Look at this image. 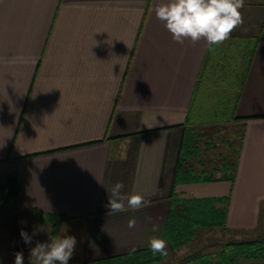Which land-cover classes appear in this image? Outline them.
Returning <instances> with one entry per match:
<instances>
[{
  "label": "crops",
  "instance_id": "0c3cea01",
  "mask_svg": "<svg viewBox=\"0 0 264 264\" xmlns=\"http://www.w3.org/2000/svg\"><path fill=\"white\" fill-rule=\"evenodd\" d=\"M250 1L240 10L244 23L210 50L203 39L173 40L154 11L167 0H0V178L18 175L23 183L22 194L0 209V240L14 258L22 252L25 264L36 246L34 209L69 217L58 235L76 239L68 264L148 250L151 237L165 239L174 193L228 197L221 231L257 228L264 210V0ZM251 36L257 47L240 76L231 67ZM240 82L232 116L216 112ZM195 133L201 170L223 163L224 149L211 150V139L225 145L231 134L234 182L175 184L183 145ZM118 181L148 206L111 213L108 190ZM239 264L264 259L243 256Z\"/></svg>",
  "mask_w": 264,
  "mask_h": 264
},
{
  "label": "trees",
  "instance_id": "16d2710c",
  "mask_svg": "<svg viewBox=\"0 0 264 264\" xmlns=\"http://www.w3.org/2000/svg\"><path fill=\"white\" fill-rule=\"evenodd\" d=\"M258 38L248 37L245 43L239 44L238 56L240 63L231 67V70H237L242 75L248 72L252 58L257 47ZM221 52V51H220ZM236 54V55H237ZM225 57V54H224ZM220 59L219 66L225 63ZM227 57V56H226ZM231 57V55H230ZM212 55L207 56V64L211 62ZM233 58V57H232ZM244 59V61H243ZM204 73V72H203ZM231 75V73H230ZM241 82L239 85L231 88L226 96L227 103L217 104L215 110L227 109L233 113L236 102L241 95ZM195 103L193 102V109ZM192 108V107H191ZM226 112V111H224ZM192 115V109H191ZM191 120V117H189ZM231 121V119L229 120ZM200 122V121H199ZM221 123V122H214ZM202 138L198 133L185 141L183 145V154L176 173L175 184L214 182V181H235L237 174L238 149L231 157L221 154L223 163L214 169L204 167L202 170L194 165L195 160L202 162L201 143ZM225 140H223L224 142ZM233 149V143L227 140ZM211 150L225 146L217 143L216 138L211 139ZM215 151V150H214ZM201 153V154H200ZM23 192V183L18 175H8L0 178V209L17 199ZM229 198H182L174 193L170 198V208L168 212L167 223L165 226L164 238L168 243V256L161 257L159 254L153 255L151 249L142 250L114 258L98 260L92 264H161L169 257L171 252L182 249L192 244L200 235L207 234L213 230L224 229L227 224V205ZM69 219L64 214L47 213L40 209L33 210V220L37 226L46 225L51 230V237H58L63 224ZM264 226V224H263ZM257 257L264 259V228L261 235L254 240L229 242L218 253L199 252L181 260L178 264H239L241 257Z\"/></svg>",
  "mask_w": 264,
  "mask_h": 264
},
{
  "label": "clouds",
  "instance_id": "9594fccd",
  "mask_svg": "<svg viewBox=\"0 0 264 264\" xmlns=\"http://www.w3.org/2000/svg\"><path fill=\"white\" fill-rule=\"evenodd\" d=\"M245 0H167L158 4L154 11L163 21L175 42L183 44L190 40L193 44L205 40L209 49L220 45L230 38L231 33L244 23L242 12ZM123 182H116L108 190L107 207L111 213H124L140 210L148 206V201L140 193H127ZM136 225L135 218L128 222L129 228ZM156 228L154 227L153 231ZM25 243H31V237L21 230ZM73 236L51 237L50 243H37L30 251V257L39 264H68L76 245ZM149 246L153 255L167 257V242L163 238L151 237ZM15 264H24L22 252L15 255Z\"/></svg>",
  "mask_w": 264,
  "mask_h": 264
},
{
  "label": "rangeland",
  "instance_id": "374dc122",
  "mask_svg": "<svg viewBox=\"0 0 264 264\" xmlns=\"http://www.w3.org/2000/svg\"><path fill=\"white\" fill-rule=\"evenodd\" d=\"M247 3H251L250 0H245L244 6ZM225 141L228 139L232 140L231 134L229 136H225ZM220 140L218 139V142ZM235 141L233 140V145ZM221 145V144H220ZM224 149V155L233 156L237 150V145L233 146V149L230 150L227 142H225V146L222 147ZM217 161V160H216ZM219 163L217 161L215 164ZM208 168L210 165H208ZM210 170V169H209ZM264 210L263 216L259 217V223L257 228L249 233H239L233 231H221V229L213 230L207 234L200 235L192 244L171 252L169 250V257L161 264H178L179 261L189 257L190 255L204 252V253H218L222 251L223 247L226 246L229 242H240L247 241L258 238L262 230L264 228ZM36 235V244L37 243H50L51 240V230L46 225H40V227L35 231ZM0 264H15V258L6 248L5 244L0 240ZM25 264H39L35 258L29 257Z\"/></svg>",
  "mask_w": 264,
  "mask_h": 264
}]
</instances>
